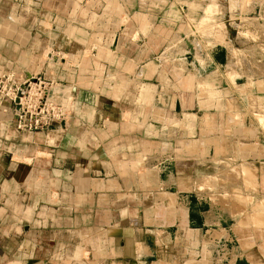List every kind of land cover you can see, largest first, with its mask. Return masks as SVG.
I'll use <instances>...</instances> for the list:
<instances>
[{"label": "crops", "instance_id": "0c3cea01", "mask_svg": "<svg viewBox=\"0 0 264 264\" xmlns=\"http://www.w3.org/2000/svg\"><path fill=\"white\" fill-rule=\"evenodd\" d=\"M241 30L264 46V0H0V77L65 108L31 132L0 102V264H264L201 183L264 154Z\"/></svg>", "mask_w": 264, "mask_h": 264}, {"label": "rangeland", "instance_id": "374dc122", "mask_svg": "<svg viewBox=\"0 0 264 264\" xmlns=\"http://www.w3.org/2000/svg\"><path fill=\"white\" fill-rule=\"evenodd\" d=\"M207 4H211L208 10H213V3L207 2ZM220 26L221 27H219L217 30L220 35L228 31V29L226 28V23L224 21L222 24H220ZM259 38L260 37L256 32H244L243 30H241L236 41V47L240 49L239 53L248 56V54L252 55L254 53L258 54L259 52H264V46L259 45ZM260 49L263 51H261ZM258 119L261 122L262 132H264V115L258 116ZM248 178H251V180H248ZM248 182H250L251 186ZM201 183L202 192H206L207 195H212L210 196V198H212L215 203L222 205V207H224V209L228 211V214L230 212V214L233 216L232 222L230 223L234 224L235 228L238 223H241L242 227L240 228V230L242 231L241 233L246 236H244L246 238L245 241L251 243L252 245L255 243L259 248H253V251H255L256 254H259L260 251L259 256L263 259L264 154L243 160H240L238 158H234L233 160V158H231L230 160L225 159L219 161H206L204 162V165L202 167ZM238 195L241 196L239 197ZM224 199L228 200L225 201ZM232 201H237L238 203L234 202L232 204ZM230 205L236 207H230ZM239 206L242 207L240 208ZM238 207L241 210H239ZM236 208L241 212H239L238 215L234 216L232 210L236 211ZM246 219L248 220L246 221ZM243 245L245 246V243H243Z\"/></svg>", "mask_w": 264, "mask_h": 264}, {"label": "built area", "instance_id": "2783aa9c", "mask_svg": "<svg viewBox=\"0 0 264 264\" xmlns=\"http://www.w3.org/2000/svg\"><path fill=\"white\" fill-rule=\"evenodd\" d=\"M58 86V82L41 77L18 80L12 74H5L0 77V102L12 104L19 130L45 131L65 115L64 105L54 91Z\"/></svg>", "mask_w": 264, "mask_h": 264}, {"label": "bare ground", "instance_id": "6f19581e", "mask_svg": "<svg viewBox=\"0 0 264 264\" xmlns=\"http://www.w3.org/2000/svg\"><path fill=\"white\" fill-rule=\"evenodd\" d=\"M234 54H235V53H234ZM233 57H234V55H233ZM255 116H256V115H255ZM250 171H251V170H250ZM250 171H249V172H250ZM236 172H238V171H236ZM253 172H254V171H253ZM236 174H237V173H236ZM240 174H241V173H240ZM251 174H252V173H251ZM253 174H254V173H253ZM248 180H251V178H250V179L248 178ZM248 183H249V185L251 186L250 182H248ZM252 186H253V184H252ZM247 187H248V186H247ZM233 196H234V195H233ZM238 196H239V195H238ZM240 196H241V195H240ZM240 196H239V197H240ZM221 197H222V196H221ZM221 197H220V198H221ZM222 198H223V197H222ZM241 198H242V197H241ZM243 198H244V197H243ZM224 200L226 201V200H228V199H224ZM224 200H223V201H224ZM246 200H247V199H246ZM218 201H220V200H218ZM230 202H231V200H230ZM234 202H237V201H232V204H233ZM243 202H244V201H243ZM221 203H222V200H221ZM226 203H227V202H226ZM237 203H238V202H237ZM237 203H236V204H237ZM241 203H242V202H241ZM224 204H225V203H224ZM224 204H223V205H224ZM229 204H231V203H229ZM229 204H228V205H229ZM236 204H234V205H236ZM226 205H227V204H226ZM226 205H225V206H226ZM232 206H233V205H232ZM232 206L230 205V207H232ZM233 207H234V206H233ZM235 207H236V206H235ZM235 207H234V208H235ZM239 207L241 208L242 206H239ZM239 207H238V209H239ZM235 210H236V211L232 210L233 213H234V216H235V215H238L239 212H241V211H238L237 208H236ZM239 210H241V209H239ZM233 213H232V214H233ZM240 215H241V214H240ZM242 217H243V216H242ZM245 217H246V216H245ZM247 217H248V216H247ZM258 219H259V218H258ZM241 220H244V219H241ZM247 220H248V219H246V221H247ZM259 221H260V220H259ZM260 222H261V221H260ZM242 224H243V223H242ZM259 226H260V225H259ZM241 227H242L241 223H238L237 226H236V232H237L238 234H241V232H242V231L240 230ZM240 238L244 241L243 237L240 236Z\"/></svg>", "mask_w": 264, "mask_h": 264}]
</instances>
